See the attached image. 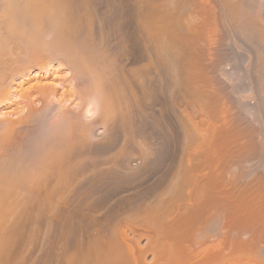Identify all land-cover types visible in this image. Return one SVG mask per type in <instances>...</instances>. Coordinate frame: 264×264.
<instances>
[{"label":"rangeland","instance_id":"1","mask_svg":"<svg viewBox=\"0 0 264 264\" xmlns=\"http://www.w3.org/2000/svg\"><path fill=\"white\" fill-rule=\"evenodd\" d=\"M90 1L91 0H69L68 3H72L70 5L75 7V10L78 9L77 12L80 10V15H78L79 13L76 14L80 16L81 20H84L83 18H85V20L87 18V20L90 19L89 22L93 24L95 32L100 31L102 35H105L106 58L109 61L111 59L110 62L113 67L110 65L111 67L109 70L114 69L115 74L113 75L119 78L120 72L121 79H133L135 83V109L133 108L135 110H133V112L135 113L133 118L134 116L135 118L132 122L129 121L130 123L127 121L128 118L125 121H121V123L115 119L113 123L111 120L110 123L117 128L114 129L113 126L109 127L110 123L107 122L106 126L109 128L108 130L105 126L99 125L100 119L96 120L97 117L94 118L92 116L93 118H87L88 121L91 118L97 122L94 123L96 126H93L94 128L91 130V136H89V141L93 140L92 142H94L93 144L89 142V157L91 156L92 159H90V157V161L87 160L84 163L86 164L89 162L93 165L94 157H103L102 159L96 158V160H98L96 163L102 164L103 162V164H107V168H104L102 175V167V171L98 172L97 170H91V165L87 163L90 169L87 170L89 172H85L86 175L78 170V174H70V177L68 176L70 179L75 178L76 181L81 180V184L80 182H74L75 179H73L74 184L69 186V188L68 186L55 187L53 184H49L36 188L16 189L10 195L11 198L7 197L9 200L6 198V200L3 201L6 205L4 203L1 204L3 205V207L1 206V210L4 214H1L0 211V264H74V262L76 264V262L81 259L85 260L86 264H90L91 262V264H99V260L103 262L105 260L108 261L110 257L113 259L114 256L116 264H169L167 263L168 261H165L162 257L166 253L163 249L165 243H167V246L171 244L172 250L175 249L173 252H178L177 254L183 257L180 264H192L195 261L206 264L205 258L210 253H214L217 258L222 257L223 254L231 255V253H233L235 255L236 253H234L235 250L232 248L230 238V211L233 209L234 198H236L240 214H244L241 218L247 216L248 219L250 218L249 220H251V218L255 216L253 218H255L254 221H256V223L260 222V216H258V214L254 215L252 213V208H256L259 211L262 207V203L264 205V195H262L264 193L260 192L264 189V185H262L263 181H259L261 173L257 171V169V174L253 173L255 171L252 169H255L257 166L249 168V164L251 163L250 160L254 157L250 156V158L252 157L250 160L246 158V160L248 159L250 162H248L249 166L243 165L246 161L243 158L246 157L247 154L253 155V152H255L254 155L256 154V143L259 140L253 132V128H248L250 129L249 131H251L250 133H248L249 131L245 132L248 129L245 130L244 128L251 125L248 123V121L251 122L249 120L251 119L250 117L249 119L246 117V119L240 122L243 123L240 124L243 129L239 127L240 138L237 140L236 154H238L241 159V168L244 166L245 170L242 169L246 171L248 167L247 170L251 169V171L249 170L250 174L253 173L255 177L254 175L252 176V174L251 176L244 175L243 172L242 175L240 174L241 178L238 180V186L236 188L234 187L232 158L234 157L235 134L232 129L233 124L231 120L232 98L234 99V96H232L234 92L233 87L238 85L239 82H244V84L240 83V85L242 84L243 87L246 86L247 81L243 79L246 73V76L250 73L249 75L253 74V76H251H255V78L256 76H264V51H262V49L264 50V43L262 44L264 41V31L262 29V27L264 28V0H253L255 5L251 0V2H249V0H244L247 8L252 4L250 6L252 9L248 8V10H253V12L250 11V15L254 14V16H257L258 19L253 18L258 22L257 24L260 27L259 21L261 20L260 18L263 17L261 27L263 39H261L262 42L260 40L262 45H260L257 38L253 39V37H251L253 42L244 37L241 32H245L247 27H245L242 22H240V24H238L239 22H235L234 18L232 19L229 13L226 14V6L228 5H226V0H219L221 2L218 0H187L189 5L186 1L183 2V0ZM235 1L227 0V2L230 3H234ZM240 1L241 0H237L236 3L239 2L242 6L244 1L242 0V3ZM173 2H175L177 6H175ZM1 3H3L2 0H0V12L3 8ZM182 3H186L185 5H187L186 7L188 10ZM245 3H243L244 7H246ZM168 4L169 7L174 6L172 7L173 9H167L169 8ZM179 4L182 6L184 5V9L183 7L181 8ZM22 6L21 3L20 7ZM188 6H191L190 9ZM253 7L255 9H253ZM156 8L161 10H157L159 12L158 15H156L157 11H154ZM258 9L260 11L259 13L256 12ZM168 10H171L176 16L170 17L169 14L171 11ZM222 11L225 14H223ZM163 12H167L165 16ZM147 13L150 14L147 15ZM153 13H155V15ZM189 15L192 19L189 18ZM145 16H147L148 21ZM179 16H181V18ZM183 19L186 20L184 21ZM142 20H145L144 22L146 23ZM180 20L183 21L181 22ZM149 21H153V25L151 22L148 23ZM164 21L169 22L167 26L164 24L167 29L174 25V31L173 29L164 30V25L162 24ZM171 22L173 23L172 26H170ZM186 23H188V25ZM140 24L143 27H141ZM146 24H150L151 27L153 26L152 28H154L157 33L153 32V30L151 31L150 26V30L148 27H145ZM160 26L163 27V30L161 28L159 29ZM184 26L187 28H184ZM120 27L122 30H120ZM183 28L185 30H183ZM158 30L159 32H161V30L164 32L160 34ZM116 31L119 33H115ZM128 31L130 32L129 35ZM132 31L134 34H132ZM165 31L170 33L173 32L174 35H177L176 38L172 34L171 36H173V38L170 37L168 33L165 35ZM157 34H164V38ZM133 37H135V39ZM170 38L173 40H169ZM179 39L181 40L179 41ZM257 40L259 43H257ZM149 41H152L153 44L160 43V46L166 45V48L163 46L166 52L167 48L173 45L174 51H171H177L175 53L176 59L173 58L174 55H171V60L169 52V54L165 55L166 52L164 53L162 51L163 47L159 46L158 48L155 44L151 46ZM228 41H232L233 43H229ZM117 44H119L122 49L116 48L119 47ZM228 44L230 45L228 46ZM260 47H262V49ZM156 48L158 49L156 52L159 53V51H161L164 53L168 63H166L167 61L165 58H162L164 55L161 52V58L159 54L153 53ZM253 48H255V51ZM121 50L125 51L122 53ZM168 50L170 49L168 48ZM50 53L51 51L48 53V55H50L49 57H52L51 61L58 59L57 56L55 59V55H53L54 52L51 53L52 55ZM107 55H109V57H107ZM181 56V62L173 61L181 58ZM236 56L241 58H237ZM157 57L160 59H157ZM258 57L262 58L263 63H261V59L259 60ZM159 60H161V62ZM169 60H171L174 65H177L174 69H177L181 73L177 72V70L174 71L173 66L169 64L171 62H169ZM58 61L56 60L49 65L50 69H48V73L33 68L28 70L29 72L27 71V74H24V78H15V81L11 83L13 86L16 84L13 87L16 89H13L15 93L18 91L21 94L20 90L25 91L26 89L28 92L29 86H34V83L37 86L36 80L40 81V83H38L39 86H44L47 83L46 86L49 87L50 84V87L57 93L53 92L55 93L53 97L56 95L53 98L55 102H53V100L49 105L47 103V107L45 104L42 105L40 100H35V94L34 96L31 95L32 98H30L34 104L37 105L38 109L45 107L46 110H48H44L45 108L42 109L44 112L42 111V114H38V117L36 116L38 121L35 120V117L34 121L37 123H28L26 125L28 126L27 128L26 126L16 127V136L14 135L15 137H13L15 145H12V147L15 146L14 149L17 152L11 149L3 153V155L1 154V172L17 165L21 167L24 165V169H26V167L30 168L29 165L32 164L30 160H34L33 158H35L38 152L37 147L48 141L47 139H49V135L52 133L51 129L53 130L58 120L60 102H57L60 101L58 100L60 95L61 97L59 99H61L63 93L65 91L67 92L68 89L70 90V88L73 90L77 88L80 92L85 91V85L83 84H85L86 79H72V81L71 76H73V73L69 71L71 70L69 65H67L65 61ZM162 61H164V63H162ZM170 65L171 67H169ZM178 65L180 70L178 69ZM129 70L132 71V74ZM174 72L179 74L176 75ZM121 73L123 74L121 75ZM174 75H176L177 82L176 79H173L175 77ZM180 76L181 78L183 76V79H180ZM241 78L243 79L242 81H240ZM22 79H29V81L26 82V80L23 81ZM21 82L24 83L20 86ZM178 82L180 83L179 85L183 87L182 89L180 87L181 90L179 88L177 89L179 86ZM17 86L19 88H17ZM51 88L49 89L52 90ZM261 88L264 89V85L261 87L259 86V89L257 88L258 91L257 89H255V91L261 92ZM13 91L11 90V93ZM19 93L18 95H20ZM16 98L12 100L15 101L13 102L15 104L10 105L12 103H7L4 108L3 106L0 107V114L3 112H5V114L17 112L18 109L16 106L19 105L18 103H23L24 99ZM71 100L73 101L75 99ZM16 102H18L17 105ZM253 102L254 101L250 100H242L241 103L240 101L242 105H252ZM74 103L73 101V106ZM22 105L23 104H21V106ZM73 106H71V108H73ZM18 107H20V105ZM123 112L126 114L125 112L127 111L123 110ZM95 114H97V112H95L94 115ZM128 115L126 114L125 118ZM3 117H5L2 119L3 121L16 118L10 115ZM7 117L9 119H7ZM2 120H0V122H2ZM245 120H247V122ZM123 123L127 128H124L125 130L123 129L125 126ZM118 127L120 130H118ZM133 127L134 130L132 129ZM126 130L127 132H125ZM104 132L106 134H104ZM128 132H132L133 134L130 133V135ZM124 133H127L126 136L128 137L134 138L129 139L130 137H126ZM248 134H251L249 135L250 137ZM103 135L106 136L104 137ZM111 135L112 137H110ZM114 135L117 136L113 137ZM38 136H40L39 139ZM106 137L113 139L109 141ZM124 137H126V139H124ZM101 139L112 146L101 143ZM114 139L116 141H114ZM97 140H99V142ZM125 140L129 142L127 143L126 141L127 145H124V150L123 144ZM97 142L101 143V146L97 145L98 147L96 148ZM45 144H47V142ZM129 144L130 146L132 144V147H130ZM91 147L94 148L93 151L99 149L102 154L99 153L98 155V151L96 150L94 154L93 151H91ZM103 148L106 149V151ZM33 151H36V153L35 155L32 153L34 157L31 158V152ZM12 152L16 155L12 156ZM92 153L95 155L94 157ZM120 154L123 155L121 156ZM22 155H24V157H22ZM15 159H20L22 163ZM252 163L256 165L257 160ZM112 164L119 165L121 169H116ZM245 164H247V161ZM104 167H106V165ZM241 172L242 171H240V173ZM243 175L247 177L244 178L242 177ZM84 177L87 178L85 179ZM50 180H48L50 181L49 183H54V180ZM82 181H84L83 184ZM75 184H77L76 187ZM78 185L80 187H78ZM1 197L2 192L0 191V199ZM257 198H259V202L261 201V205H259L260 203L258 204ZM252 199H255V203ZM251 200L252 202H250ZM254 204H258V207H255L256 205ZM247 211L248 213L250 212L249 215ZM246 213L247 215L245 216ZM212 216L216 218L214 217L215 219H213ZM206 218L209 219V221H216H214L216 223L214 227L218 225V231H216L215 228L214 231L211 230L213 236L211 232L210 236L208 230H204L206 225L203 226L201 234H196V231L200 232V228L197 227H202V225H204L203 222L207 220ZM200 219L201 221L203 220L202 223L198 221ZM209 221L207 220L208 223ZM160 223L163 226L167 224L164 226L166 229ZM158 224H160L161 227ZM247 224L249 225L250 222ZM257 227L259 229V224ZM160 231H164V234H161ZM204 231L209 233V237L206 235V237L203 236L204 238H201V236L199 238V235H203L204 233L202 234V232ZM215 231L217 234L214 233ZM195 234L198 238L194 237ZM163 235L165 238H163ZM109 244H111L110 247ZM112 244H114V247ZM160 245H162L161 249L159 248ZM172 245L174 247H172ZM84 254L87 257H85ZM83 255L85 258H83ZM118 255L121 256V259L120 257L118 259ZM101 256H103V258ZM122 256L125 258L122 259ZM104 257H106V259ZM117 259L120 261H117ZM240 261L242 263L244 259ZM104 264L107 263L104 262Z\"/></svg>","mask_w":264,"mask_h":264},{"label":"bare ground","instance_id":"2","mask_svg":"<svg viewBox=\"0 0 264 264\" xmlns=\"http://www.w3.org/2000/svg\"><path fill=\"white\" fill-rule=\"evenodd\" d=\"M68 1L69 0H67V1H65V0H2L3 3H1L3 5V8H2V10L0 12V107L3 106V108H4V106L7 103H9V104L12 103L10 105L15 104V103H13L15 101H12V100L14 98H16V97L20 98V99H24V102L23 103L22 102L21 103L16 102V105H17V103L20 105V107H18L19 105L16 106V108L18 109L17 112H14V113L11 112L12 114H5V112H3V113L0 114V120L5 118L3 116H9L10 115L11 117L12 116L16 117V118H13V119L10 118V120H5V121L2 120V122H0V156H1V154L3 155V153H6L8 150H11V149H13L15 152H17L14 149L15 146L12 147V145H15L14 144L15 142H13L14 141L13 137L16 136L15 134H16L17 131L15 129H16L17 126H19V127L23 126L24 127L28 123L30 124V123L35 122L34 121L35 117L36 116L38 117V114L40 115V114H42V111L44 112V110H46V108L44 107L45 108L44 109L42 106H41L42 107L41 109L40 108L38 109L37 105H35L34 102L31 100V98H32L31 95L34 96V94H35V98H36L35 100H40L42 105L45 104V106L47 105V103H48V105H49V103H52V101L54 100L53 98L56 96L55 95L53 97V95L55 94L53 92H56V91H54V89H52L50 87L51 86L50 84H49V87L46 86L47 83L46 84L44 83L45 84L44 86L43 85L39 86L38 83H40V81H37V80H36L37 86L35 85V83H34V86L33 85H31V86L28 85L29 87L27 86L28 87V92H27V89H26L25 90L26 92L20 90L21 94L18 91H16V93H15L13 91V89L14 90H16V89L13 88V87L16 84L14 86L11 84V83H13L15 81V78H19V77L20 78L21 77L24 78L25 77L24 74H27L29 72L28 70L33 69V68H36L39 71L48 73V69H50L49 65L52 62H55L56 60L57 61L58 60L59 61L62 60V61H65L67 63V65H69V68L71 69L69 71H72V73H73L72 74L73 76H71L72 78L70 77L71 80L72 79H76L77 80V79H81V78H85L86 79V81L84 80L85 84H83L84 81L82 83L83 85H85V91L80 92V90H77V88H76L77 91L73 90L71 88L69 90L67 88L68 89L67 92L63 91L64 93H63L62 98L59 99L61 97V95L58 98V100H60V101H58V102L56 101L57 103L60 102V108L58 109L59 110L58 120L56 121V123H55V125L53 127V130L51 129L52 133L49 132V133H51L49 135V139L46 138L48 140V141H46L47 144H45L46 143L45 142L44 144H42V145L37 147L38 152H37L35 158H33L34 160L33 161L30 160L32 162V164H31L32 167H31V165H29L30 168L26 167V169H24L23 168L24 165L22 167L18 166V165L17 166L14 165L15 167L8 168V169L4 170V172L0 171V191L2 192V197L0 199V211H1V214H4V212L2 213V210H1L2 207H3V205H1V204L4 203L3 201H5L7 197H10L12 192L14 190H16V189L19 190L21 188H36V187L47 186L49 184H51V185L53 184L55 187H57V186H63V187L68 186V188H69V186H72L74 184V182H77V183L80 182V184H81V180L76 181V179L73 178V179H75V181L73 182V179H70L69 175L70 174L73 175V174H76V173L78 174V172H79L78 170H80L82 172V174H85V172H89V171H87V170L90 169V166H88L89 164L91 165V170L93 169V170H97L99 172V171H102V168H103V171L101 172V175H102V173L104 172V168H107V164L106 163L103 164V162H102V164L101 163H96L98 161V160H96L97 157L96 158L94 157L95 156L94 155L95 154L94 151L96 149L93 151L94 148L91 147L92 148L91 151H93V153H94V154L93 153L92 154H93V157H94L93 161L95 163L93 162V165L91 163H89V162H87V163H89L88 165H87V163L86 164L84 163L85 161L89 160V158L91 157V156L89 157V155H90L89 147H90V143L93 144L94 142H92L93 140L89 141V136H91L90 134H91L92 128H94L93 126H96V125H94V123L97 122L96 120L100 119L99 120L100 121L99 125L105 126V128H107V126H106L107 122L110 123L111 120H112L113 123L115 122V121H113L114 119L120 121V123H121V121H125V120H127V118H128V120H127L128 122L129 121L132 122V120L135 118V116L133 118V115L135 113V112H133V110L135 109L134 108L135 107V97H134L135 96L134 95L135 94L134 93V91H135V88H134L135 87L134 86L135 83L133 82V79H131L132 81L129 80V78H127V77H123V78H127V79H121L120 78V72H119V78L115 77L116 75L115 76L113 75V74H115L114 73V69L109 70V68L112 66L111 65L112 63L110 62L111 59L109 58L110 59V61H109L106 58V54L107 53L105 51V47H106V41L104 40V36L105 35H102V33L100 31H96L95 32V28L93 27V24H91L89 22L90 19L87 20L88 19L87 18L85 20V18H83L84 20H81L80 16H77V14L80 12V10H79V12H77L78 9L75 10V7L70 5L72 3H68ZM184 1H186V3H187V0H183V2ZM223 1H225V0H223ZM229 1H231V0H229ZM251 1L253 3V0H251ZM251 1L249 0V2H251ZM219 2H221V1H219ZM236 2H237V0L234 3H236ZM240 2L242 3V0ZM21 3L23 5L22 7H20ZM234 3L227 2V0H226V5L227 4L228 5L226 6L227 7L226 11H225V9H224V11L226 12V14L229 13L230 17L232 19L234 18L235 22H239L238 24H240V22H242L245 25V27H247V30H245V32H241V33H243V35H244V37L246 39L248 38L247 40L250 39V40L253 41L254 38H257L259 40V42H260V40L263 39L262 29L264 31V28L262 27V18L263 17L260 18L261 20L259 19L260 21L258 20L260 25H261V27H262V29H261V27L257 24L258 22H256V20L254 19V18H257V16L255 15L256 16L255 17L254 14L250 15V13L253 12V10H248V8H250V6L252 4L250 6L247 4L249 6L247 8L245 1L243 3H245L246 7H244L243 3H242V6L239 4V2L236 3V4H234ZM82 4H83V2H82ZM169 4H168V7H169ZM173 4H175V2H173ZM182 4H184V3H182ZM253 4L255 5V2ZM184 5L183 6L180 5V7L181 8L183 7V9H184ZM192 5H193V1H192ZM224 5H225V2H224ZM175 6H177V5L175 4ZM186 6L187 5H185V7ZM172 7H174V6H172ZM172 7H169V8L165 7V8L171 9ZM188 7L190 9L191 6H188ZM258 7H259V5H258ZM153 8H154V5H153ZM223 8H224V6H223ZM250 9H252V7ZM253 9H255V8L253 7ZM157 10H159V9L156 8V10H154V11H157ZM187 10H188V8H187ZM159 11H161V10H159ZM168 11H171V10H168ZM256 12L259 13L260 12L259 9ZM155 13H153V14L155 15ZM160 13H162V12H160ZM163 13H164V16H165V14L167 12H163ZM219 13H218V15H219ZM222 13H223V11H222ZM149 14L147 13V15H149ZM158 14H159V12L157 11L156 15H158ZM168 14H169V12H168ZM223 14H225V13H223ZM262 14H263V12H262ZM78 15H80V13ZM87 16H88V14H87ZM169 16L171 17V16H176V15H174V13H172V11H171ZM258 16H259V14H258ZM260 16H263V15H260ZM85 17H86V15H85ZM117 17H118V15H117ZM179 17L181 18V16H179ZM223 17H224V15H223ZM225 17H226V15H225ZM145 18L147 19V16H145ZM189 18L192 19L191 16ZM187 19H188V17H187ZM183 20L185 21L186 19H183ZM142 21L144 22L145 20H142ZM147 21H148V19H147ZM226 21H227V18H226ZM115 22H117V21H115ZM150 22H151V24L153 23V21H149L148 23H150ZM164 22H166V21H164ZM164 22H162V24L163 25L165 24L166 26L169 23V22H166V23H164ZM213 22H215V21H213ZM144 23H146V22H144ZM186 24L188 25V23H186ZM194 24H196V23H194ZM146 25H145V27H148V29H149L150 24L147 25V26ZM165 25H164V28L160 26L159 29L163 28L164 30H166L167 28L165 27ZM172 25H173V23L171 22L170 26H172ZM141 27H143V26L141 25ZM152 27H151V31L153 30V32H156V30L154 28H152ZM172 27L169 28V29H173V31H174V25ZM185 27L186 26H184V28ZM128 28H129V26H128ZM184 28H183V30H185ZM169 29H167V30H169ZM239 29H240V27H239ZM120 30H122L121 27H120ZM162 30H161V32H159V30H158V32L160 34H162V32H164ZM115 33H119V32L116 31ZM129 33L130 32L128 31V35H129ZM167 33H168V35H170V37L173 38V36H171V34L174 35L173 32L170 33V32L165 31L164 34L166 35ZM132 34H134L133 31H132ZM157 35H159V34H157ZM163 35H159V36L163 37ZM174 36L176 38L177 35H174ZM232 36H234V35H232ZM251 37H253V39ZM133 38L135 39V37H133ZM172 38H170L169 40H171ZM230 38H232V37H230ZM177 39H178V37H177ZM234 39H235V37H234ZM180 40L181 39H179V41ZM236 40L239 41L238 39H236ZM258 40H257V43H259ZM153 42H155V41H153ZM176 42H177V40H176ZM230 42H232V41H230ZM261 42H262V40H261ZM261 42H260V45H262L264 43V41L262 42V44H261ZM150 43H151V46H152V44H153L152 41ZM180 43H183V42H180ZM121 44H123V43H121ZM154 44L157 45L158 48H159V46H160L159 44L160 43H154ZM154 44H153V46H154ZM185 44H186V42H185ZM185 44H183V45H185ZM236 44H238V43H236ZM161 45H162V43H161ZM229 45L230 44H228V46ZM117 46H119V44H117ZM123 46H125V45H123ZM163 46L166 48V45H162L160 47H163ZM254 46L256 47L255 44H254ZM125 47H127V46H125ZM164 47L162 48V51L165 53L166 49ZM116 48L120 49L121 47L119 46V47H116ZM168 48L170 50H168ZM168 48H167V52L165 53V55L170 53V56L169 55H167V56H169L170 59H171V55H174L173 58L176 59V54L175 53L177 51L176 52H172V51H174V46L170 45ZM260 48L262 49V47H260ZM157 50L158 49L156 48V50L153 53L159 54L160 56L159 55L158 56L161 58V54H160L161 51H159V53H158V52H156ZM253 50L255 51V48H253ZM50 51H51V53L54 52L53 55H55V59H56V56L58 57V59L51 61L52 57H49L50 55H48V53ZM124 51H122V53ZM262 51H264V50L262 49ZM110 53H108V54H110ZM164 53H162V54L164 55ZM165 55L162 56V58H165ZM107 57H109V55H107ZM159 57H157V59ZM112 58H114V57H112ZM116 58H118V57H116ZM237 58H241V57H237ZM165 59L167 61V58H165ZM181 59H182V56H181V58H179L177 60H173V61L181 62L180 61ZM260 59H261V63H263L264 60L262 61V58H259V60ZM171 60H169V62ZM159 61L161 62V60H159ZM66 63H64V64H66ZM116 63H117V60H116ZM162 63H164V61H162ZM166 63H168V61ZM169 64H171L173 66V69L175 67H177V65L176 64L174 65L172 61ZM61 65H62V63H61ZM171 65L169 67H171ZM167 67H168V65H167ZM263 67H264V64H263ZM62 68H64V67H62ZM123 68H124V66H123ZM123 68H121V69H123ZM170 69H172V68H170ZM178 69H179V65H178ZM175 70H177V69H174V71ZM116 71H118V70H116ZM131 72L132 71H130V73ZM177 72H180V71L177 70ZM122 74L123 73H121V75ZM177 74H179V73H177ZM246 74H245V77L243 78V79H245L247 81L246 82V86L243 87L242 84H244V82H239V80L237 79L239 84L235 85L233 87V91L234 92L232 93L233 94L232 96H234V99L232 98V110H231L232 111V119L231 120H232V124H233L232 125V127H233L232 129L234 130V134H235V136H234V140H235L234 157L232 158L233 159V161H232V165H233L232 175H233V184H234L235 188L238 186V180L241 178L240 176L243 174V172H244V175H247V176L250 175L251 176V174H252V176H253L254 175L253 173H256V169H257V171H259L261 173L260 178L259 177L258 178H259L260 182L263 181L262 185H264V89H262L263 88L262 87L260 89L261 92H256L255 91V89H257V88L259 89V86L261 87L262 85H264V78H263L264 76L263 77H261V76L257 77L256 76V78H255V76L252 77L253 74H251L252 76L249 75L250 73L247 76H246ZM70 75H71V73H70ZM117 75H118V72H117ZM176 75H174L175 76L173 78L174 80L176 79ZM74 76H75V78H74ZM134 76H135V74H134ZM134 76H132V77H134ZM258 76H259V74H258ZM179 78L183 79V76H182V78H181V76ZM243 79L241 78L240 81H242ZM24 80H26V82L29 81V79H24ZM176 82H177V79H176ZM179 82H178V85L181 83V82L180 83ZM22 83H24V82H21L20 86H21ZM240 83H242V84L240 85ZM18 85H19V83H18ZM180 87H181V89L183 88L182 86L179 85L177 87V89L178 88L180 89ZM17 88H19V87L17 86ZM49 88H51L53 91L50 90ZM258 89H257V91H258ZM11 90L13 91L12 93H11ZM18 93L20 95H18ZM259 93H260V95H259ZM13 94H14V97H13ZM15 95H18V96H15ZM71 99L77 100V101L73 100L75 103L77 102L76 104L74 103V106L72 105L73 101ZM242 100L243 101L244 100H250V101H254V102H253L252 105H245V104L242 105L241 104ZM240 101H241V103H240ZM53 102H55V100ZM21 104H23V105L21 106ZM71 106H73V108H71ZM57 108H58V106H57ZM17 109H15V110H17ZM42 109H44V110H42ZM15 110H12V111H15ZM123 110L127 111L125 113L127 115L129 113L128 116H130V117L126 116V118H125L126 114H124ZM95 112H97L98 116H97V114L94 115ZM1 116H2V118H1ZM92 116L94 118L97 117L98 119L96 118V120H93V119L90 118V120L88 121L87 118L92 117ZM37 117H36L35 120L38 121ZM246 117H248V119H249V117L251 118V119H249L251 122L248 121V123L253 125V126L250 125L251 126L250 127L248 125L244 129L246 130L248 128H253V132L256 134V137L259 138V140L256 143V147H257L256 148L257 152L255 154L256 156L254 155L255 152H253L254 156L247 154V156L243 158L245 160H246V158H249V160H250V159H252V157H254L255 159L253 158L252 160H250L251 163L254 162V161L256 162V160H257L256 165L254 163L251 164L248 161V159L246 160L247 164H245L246 161L243 160V161H245L243 163L244 166H249L250 165L249 168H251L252 166H253L252 168L257 166L255 169H252L255 172L252 171L253 173H251V174H250L251 169L247 170L248 167L246 168V171H244L245 170L244 166L242 167L244 170L241 168V163H242L241 159L239 158L238 154H236L237 153V140L240 138L239 137V130H240L239 127H242V125H240V124H243V123H240V122H242L243 119H246ZM7 119H9V118L7 117ZM99 121H98V123H99ZM118 121H116V122H118ZM245 121L247 122V120H245ZM35 123H37V122H35ZM110 124H109V127L113 126L114 129L117 128L114 125H112V124L110 125ZM99 125H97V126H99ZM123 125H125V124L123 123ZM27 127L28 126H26V128ZM134 127H135V123H134ZM134 127L132 128L133 130H134ZM124 128L127 129L126 125L123 127V129ZM108 129L109 128H107V130ZM114 129H113V131H114ZM132 129H130V130H132ZM241 129H243V127ZM118 130H120L119 127H118ZM249 130L250 129L246 130L245 132H248ZM125 132H127V130ZM250 132L251 131H249L248 133H250ZM46 133H45V137H46ZM128 133L129 134L130 133L133 134L132 132H128ZM240 133H242V132H240ZM104 134H106V133L104 132ZM126 134H125V136H126ZM112 135L110 137H112ZM123 135H121V136H123ZM249 135H251V134H248V136ZM115 136H117V135H114L113 137H115ZM39 137L40 136H38V139H39ZM41 137L43 138L44 136H41ZM126 137H128V136H126ZM126 137H124V139H126ZM132 138H134V137H130L129 139H132ZM106 139H109V138L106 137ZM112 139L113 138L109 139V141L112 140ZM99 140H97V141L99 142ZM38 141H42V140H38ZM43 141H44V139H43ZM101 141H100L101 143H104V144L106 143V142L103 141V139H101ZM105 141H107V140H105ZM114 141H116V140L114 139ZM126 141L127 140H125V143H126ZM128 142L129 141H127V143ZM97 143H96V148L99 145L101 146V143H98V144ZM125 143L123 144V149H124V145L125 146L127 145V143L126 144ZM92 144H91V146H92ZM106 144H108V142ZM132 144H131V146L129 144V146L132 147ZM35 145H36V143H35ZM108 145H111V144H108ZM93 147H94V145H93ZM35 148H34V150H35ZM104 150L106 151V149H104ZM128 150H129V148H128ZM96 151H98V155H99V153H101L99 149H97ZM12 153H11L12 156L16 155L15 153H13V154ZM32 153H34V155H35L36 151L35 152L34 151L31 152V154ZM122 153H123V151H122ZM34 155L32 154L31 158L34 157ZM131 156H135V155H131ZM250 156H252V157L250 158ZM22 157H24V155H22ZM256 157H257V159H256ZM98 158L102 159L103 157L100 156ZM90 159H92V157ZM15 160H18V159H15ZM119 160H121V159H119ZM18 161H21V160L19 159ZM27 162H28V160H27ZM248 162L250 163L249 165H248ZM21 163H22V161H21ZM24 163H26V162H24ZM103 165L104 166L106 165V167H104ZM112 165L115 166L116 169H121V167L119 165H117V164H112ZM109 167H111V166H109ZM27 168H29V169H27ZM129 169H131V168H129ZM240 171H242V172L240 173ZM94 173H95V171H94ZM72 175H71V177H72ZM244 175L242 177H244ZM247 176H245L244 178H246ZM254 177H255V175H254ZM50 179L54 180V183H49L51 181ZM48 180H50V181H48ZM83 182L84 181H82V184H83ZM76 185L77 184H75V187H76ZM79 185H78V187H80ZM73 188H74V186H73ZM68 190H70V189H68ZM263 190L260 191V192L264 193ZM34 192H35V190H34ZM25 193H26V191H25ZM259 195L262 196L264 194H262V195L259 194ZM252 198H253V196H252ZM257 199H258V204H259L261 201L259 202V198H257ZM257 199H256V201H257ZM7 200H9V198H7ZM252 200L250 202H252ZM30 201H28V202H30ZM11 202H13V201H11ZM250 202H249V204H250ZM254 203H255V201H254ZM258 204L257 205L254 204V205H256L255 207H258ZM5 205H4V207H5ZM259 205H261V203ZM238 208H239V206L237 205L236 198H234L233 209H231L232 211H230L231 213L230 212L229 213L231 215V218H230L231 219V225H230L231 226V233H230L231 244H232V248L235 250L234 253H236V254L235 255L233 253H231V255L223 254L222 257L217 258L214 253H210L205 258V263L206 264H263V259H264V205L262 203V207L259 209V211L256 208H252V213L254 215L258 214V216H260L259 217V219H260L259 223H256V221H254L255 218H253V217H255V216H253L251 218V220H249L250 218L248 219V217L246 216L248 211L245 214L246 217L245 218H241V216L244 215V214L243 213L240 214V212H239L240 210ZM249 211H250V208H249ZM253 211H255L256 213L253 212ZM249 213H248V215H249ZM208 217H210V216H208ZM214 217L212 216L213 219L216 218V217L215 218ZM212 218H210V219H212ZM217 219H219V218H217ZM207 220L209 221V219H207ZM207 220L205 222H203L204 225H202V227L201 226L197 227V228H200V230L198 229L200 232L196 231V234H198V233L201 234V231H203V226H205V225H206V227H204V230L205 231L208 230L209 233L211 232V230L214 231V228L216 229V231L219 230V228L217 227L218 225H216V227H214L215 224H216L215 220H210L209 223L207 222ZM198 221H201V219L198 220ZM202 221H201V223H202ZM248 222H250L249 225L247 224ZM160 224H158V225L160 226ZM258 224H259V229L257 227ZM166 225H164V226H166ZM217 228H218V230H217ZM170 231L173 232L172 230H170ZM205 231L202 232V234L204 233L203 235H199V238H200V236H201V238L203 236L206 237V235L208 236L209 233L208 232L206 233ZM216 231L214 233L217 234ZM163 232H161V234H164ZM193 233H195V232H193ZM211 233H212V236H213V232H211ZM211 233H210V236H211ZM196 234L194 235V237L198 238V237H196ZM156 236H155V238H156ZM157 238H158V236H157ZM163 238H165L164 235H163ZM161 240H162V237H161ZM159 244H160V242H159ZM166 244L167 243L164 244L166 247L163 246V249L165 251L162 249L166 253L162 257L165 259V261H168L167 263H169V264L170 263L171 264H180V262L183 259V257H181L179 254H177L178 252H176V253L173 252L175 249L172 250V248L170 246L171 244H168L169 247ZM112 245L114 247V244H112ZM110 246H111V244H109V247ZM161 246L162 245H160V247H159L160 249L162 248ZM172 247H174V246L172 245ZM100 249H101V247H100ZM89 250H90V247H89ZM109 250H110V248H109ZM112 250H113V248H112ZM106 251H107V249H106ZM101 253H103V252H101ZM84 255H83V258L87 257L86 255L84 257ZM115 255H116V253H115ZM95 256H96V254H95ZM103 256H101V257L103 258ZM196 256H197V254H196ZM106 257H104V258L106 259ZM119 257L121 259L120 255H118V259H119ZM79 258H80V256H79ZM114 258H115V256L113 257V259H112V257H110L108 259V261L105 260L104 262L107 263V264H114L116 262V259H114ZM124 258L125 257H123L122 259H124ZM242 258L244 259V261H242V263H241L240 260H243ZM118 259H117V261H120ZM238 259H239V261H238ZM73 260H74V258H73ZM70 261H72V260H70ZM99 261H100L99 264H104V262L102 260H99ZM74 264H75V262H74ZM76 264H86V262H85V260L81 259V260H78L76 262ZM192 264H202V263H199V262L195 261Z\"/></svg>","mask_w":264,"mask_h":264}]
</instances>
